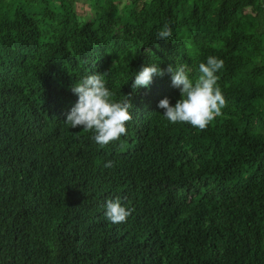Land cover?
Listing matches in <instances>:
<instances>
[{"label": "trees", "instance_id": "16d2710c", "mask_svg": "<svg viewBox=\"0 0 264 264\" xmlns=\"http://www.w3.org/2000/svg\"><path fill=\"white\" fill-rule=\"evenodd\" d=\"M57 1L0 0V264H264V0H93L87 22ZM209 56L226 103L203 130L162 115L171 74L132 88L150 64L195 80ZM97 72L133 106L103 148L63 122Z\"/></svg>", "mask_w": 264, "mask_h": 264}, {"label": "clouds", "instance_id": "9594fccd", "mask_svg": "<svg viewBox=\"0 0 264 264\" xmlns=\"http://www.w3.org/2000/svg\"><path fill=\"white\" fill-rule=\"evenodd\" d=\"M172 34L171 27L166 24L158 31L157 38L168 40ZM223 65V60L209 56L206 63L199 64L200 75L193 80L187 66L169 65L166 70H162L159 65L150 64L134 73L132 88H147L155 76L171 74L172 86L180 90L181 98L175 106H172L168 97L160 100L158 107L164 110L162 115L173 124L188 123L203 130L215 117L221 115V109L226 103L215 75ZM107 73L85 75L73 83L70 91L78 99L65 113L66 120L63 121L72 129L82 126L84 132H93L92 139L101 148L126 135V124L132 119L129 110L133 107L128 97L122 101L112 99L114 94L106 86ZM104 166L111 168L114 164L108 161ZM105 207L106 218L115 224L126 222L133 211L124 206L119 197L107 200Z\"/></svg>", "mask_w": 264, "mask_h": 264}, {"label": "rangeland", "instance_id": "374dc122", "mask_svg": "<svg viewBox=\"0 0 264 264\" xmlns=\"http://www.w3.org/2000/svg\"><path fill=\"white\" fill-rule=\"evenodd\" d=\"M153 2H154V0H142L141 1L142 4L148 5V6L151 5ZM261 2H262V0H256L255 6H257ZM55 4H58V1L57 0H55ZM74 8H75V12L77 13L80 22H87V21H90L93 18V12H92L93 0H88V1H85V0H77L75 2ZM245 16L247 18L253 19L254 18V13H253L252 10H247L245 12ZM119 60H121V59L119 58ZM116 61L117 60H112L108 64L107 68L113 74H115L117 76H120V73L118 72V70L115 69V67L117 65ZM261 133L264 134V130Z\"/></svg>", "mask_w": 264, "mask_h": 264}]
</instances>
